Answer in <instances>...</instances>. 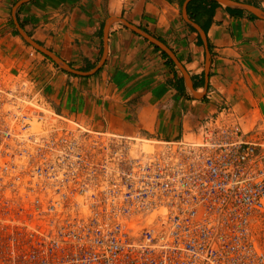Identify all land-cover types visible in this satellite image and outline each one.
I'll return each instance as SVG.
<instances>
[{
	"label": "built area",
	"instance_id": "obj_1",
	"mask_svg": "<svg viewBox=\"0 0 264 264\" xmlns=\"http://www.w3.org/2000/svg\"><path fill=\"white\" fill-rule=\"evenodd\" d=\"M13 67L0 64V264H264L257 118L226 103L176 139L104 132Z\"/></svg>",
	"mask_w": 264,
	"mask_h": 264
},
{
	"label": "crops",
	"instance_id": "obj_2",
	"mask_svg": "<svg viewBox=\"0 0 264 264\" xmlns=\"http://www.w3.org/2000/svg\"><path fill=\"white\" fill-rule=\"evenodd\" d=\"M230 1L0 0V44L19 69L38 58L54 107L104 132L176 139L226 103L264 128V17L249 9L264 0Z\"/></svg>",
	"mask_w": 264,
	"mask_h": 264
},
{
	"label": "rangeland",
	"instance_id": "obj_3",
	"mask_svg": "<svg viewBox=\"0 0 264 264\" xmlns=\"http://www.w3.org/2000/svg\"><path fill=\"white\" fill-rule=\"evenodd\" d=\"M184 1L185 0H182V3H184ZM181 9H182V7H181ZM12 23V22H11ZM12 28H14L13 26H11ZM17 29V28H16ZM14 32L15 33H18V29H17V32L15 31V29H14ZM20 41H21V44L22 45H24L25 46V48H27V50L28 51H30V52H34V54L35 55H37L38 54V56H40V58L42 57L40 54V52L38 51V49H36L34 46H32L29 42H27L26 40H24V38H22V36L20 37V38H18ZM33 40V39H32ZM0 47H1V51H0V64H4V65H8V66H11V67H13L14 65H15V61L14 60H12L14 57L12 56V57H8L6 54H3V52H2V50H4V48L2 47V44H0ZM19 51H21V49L20 50H18V52ZM40 54H39V53ZM28 59V61H29V64H28V66L29 67H31V70H30V73H31V75L33 76V77H38L39 78V76L37 75V73H38V71L36 70V69H34L35 68V66H33L32 67V65H37L38 64V61H37V59L38 58H35V57H33V56H30L29 55V57L27 58ZM41 61L42 62H44V61H46V62H48V63H52V61H51V59L50 60H46V58H43V59H41ZM20 67V66H19ZM14 69H19V68H17V67H13ZM11 73H13V71H10ZM12 75V74H11ZM0 77H1V75H0ZM11 77V76H10ZM261 129H263L264 130V128H263V126H261ZM263 130H262V132H263ZM262 134H264V132L262 133Z\"/></svg>",
	"mask_w": 264,
	"mask_h": 264
},
{
	"label": "water",
	"instance_id": "obj_4",
	"mask_svg": "<svg viewBox=\"0 0 264 264\" xmlns=\"http://www.w3.org/2000/svg\"><path fill=\"white\" fill-rule=\"evenodd\" d=\"M223 2H226L228 4L232 3L230 0H222ZM251 11H253L254 13L258 14L259 16L264 17V14L260 11H258L257 9L250 7L249 8ZM136 31L143 33L142 31H140L137 28H134ZM22 35L25 37V39L32 44L35 48H37L38 50L42 51L43 53L47 54L48 56H50L54 61H56L58 64H60L61 66L67 68V66L64 64L63 61H61L58 57H56L55 55L51 54L49 51L45 50L42 46L38 45L36 42H34L32 39H30L25 33H23V31H21ZM146 37H148L149 39L157 42L154 38H152L150 35H147L145 33H143ZM161 46L168 51V49L161 44ZM169 52V51H168Z\"/></svg>",
	"mask_w": 264,
	"mask_h": 264
},
{
	"label": "trees",
	"instance_id": "obj_5",
	"mask_svg": "<svg viewBox=\"0 0 264 264\" xmlns=\"http://www.w3.org/2000/svg\"><path fill=\"white\" fill-rule=\"evenodd\" d=\"M187 10H188V12H189L191 18H194V16H195V18L198 19V18H200V17H202V16H211V15H212V7H209V8L206 7V10H205V13H204V14L200 11L201 8H199V10H197V11H194L193 8H190V7L188 6V7H187ZM162 52H163V54H164L166 57H169V56L167 55L166 52H164V51H162Z\"/></svg>",
	"mask_w": 264,
	"mask_h": 264
}]
</instances>
